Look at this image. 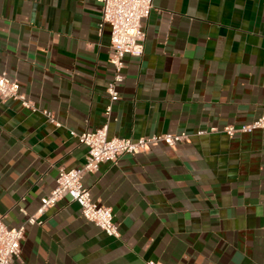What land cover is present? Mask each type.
Instances as JSON below:
<instances>
[{
    "label": "crops",
    "instance_id": "crops-1",
    "mask_svg": "<svg viewBox=\"0 0 264 264\" xmlns=\"http://www.w3.org/2000/svg\"><path fill=\"white\" fill-rule=\"evenodd\" d=\"M100 23L98 0H0V72L31 104L0 100L5 224L36 213L60 167L84 163L70 130L107 123L109 137H190L83 176L118 237L64 195L26 226L11 264H264V129L222 130L263 111L264 0H152L143 54L125 55L109 116L110 29Z\"/></svg>",
    "mask_w": 264,
    "mask_h": 264
},
{
    "label": "built area",
    "instance_id": "built-area-1",
    "mask_svg": "<svg viewBox=\"0 0 264 264\" xmlns=\"http://www.w3.org/2000/svg\"><path fill=\"white\" fill-rule=\"evenodd\" d=\"M101 4V23L100 26L108 25L110 29V55L109 62L112 65L113 77L106 86L109 97V104L106 106L105 113L109 116L111 103L119 98L117 84L123 79L122 69L125 66L124 57L130 55L141 57L143 54L144 31L141 21L146 19L152 8V0H98ZM17 100L24 107H31L29 101L19 90V84L12 79L7 72H0V100ZM50 121L59 125L45 111ZM256 129H264V103L262 113L253 121L239 126L226 125L222 129L227 135L233 136L237 133L251 132ZM216 131L215 127L208 130H199L197 135L206 132ZM79 143L87 148L85 161L80 167L65 169L60 167L56 176L55 187L44 197L41 198L40 206L36 213L29 215L19 226L8 227L4 222V215L0 213V264H11L13 260H19L21 254V242L28 224L38 221V218L45 211L53 206L64 195H68L75 201L81 216L95 224L104 233L112 237H118V227L113 221L111 208L97 204L92 200L88 188L82 183V178L87 173L97 171L103 162H115L122 154H138L151 146L163 143L173 147L181 141H188L190 134L179 133H160L150 136L130 139L124 137H109L107 133V123L95 128L92 131H82L76 133L69 131ZM146 264H161L155 261H147Z\"/></svg>",
    "mask_w": 264,
    "mask_h": 264
}]
</instances>
